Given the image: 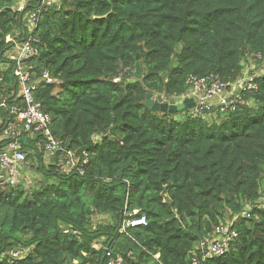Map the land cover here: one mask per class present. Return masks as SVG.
<instances>
[{"label":"trees","instance_id":"obj_1","mask_svg":"<svg viewBox=\"0 0 264 264\" xmlns=\"http://www.w3.org/2000/svg\"><path fill=\"white\" fill-rule=\"evenodd\" d=\"M40 6L0 0V151L11 140L5 127L16 125L22 171L60 182L35 178L27 190L0 167V264H107L108 252L123 264H190L193 251L201 264H264V206L235 221L238 235L223 255L204 259L197 249L248 202H264V75L244 105L210 117L195 106L155 111L146 98H179L190 75L229 83L246 65L263 66L264 0H59L38 13ZM30 39L36 52L22 66L37 82L34 98L84 175L61 168L64 152L45 166V137L18 120L27 103L7 52ZM136 210L147 223L119 233ZM26 248L13 263L3 256Z\"/></svg>","mask_w":264,"mask_h":264},{"label":"built area","instance_id":"obj_2","mask_svg":"<svg viewBox=\"0 0 264 264\" xmlns=\"http://www.w3.org/2000/svg\"><path fill=\"white\" fill-rule=\"evenodd\" d=\"M44 7L59 4V0H42ZM23 7V5H22ZM42 6L38 7L37 12L41 13ZM21 9V7L19 8ZM34 20H37L38 15L32 14ZM36 27V26H35ZM33 43L30 40L26 41L18 50V55L14 58L17 62L15 68V74L20 77L22 84V96L24 97L27 107L25 109H17L18 120L23 125V128L29 132L40 133L45 139V151L49 155L64 152V156L59 161L61 162V168L65 172L74 171L76 168L80 172V175L85 174V169L79 167L77 161L73 156V152L63 144L62 140L57 139L51 129V116L42 109L40 102H37L34 98L33 91L37 88V83L31 81V74L28 70H24L22 66V58L30 54L35 53ZM261 56V55H259ZM254 64L250 69H247L244 76L240 77L234 82H225L219 75L211 74L208 76L198 77L196 75H190L188 77L189 88L188 91L182 94L179 98L168 97L170 101H184L186 99H192L195 103V112L198 114H205V112L216 109L223 113L230 112L236 109L239 105H244L248 101L247 93L253 94L258 89L257 77L264 75V65L257 66ZM48 82H52V78L48 75L45 76ZM120 77L115 78V81H119ZM3 103L0 104V107ZM4 133L11 138L9 143L4 149L0 151V167L5 170L8 179L12 180L18 175L19 170L26 164L27 157L24 151H19L20 142L19 136L22 135V131L17 128L16 125H7L4 129ZM88 162L84 160V164ZM264 206L261 202L250 201L247 203L243 215H250V210L253 207ZM136 211L132 214H126V217L122 220L119 233H129L130 227H136L145 225L147 218L144 215L134 216ZM238 218V215L234 216V219L227 224H220L215 229V234L211 238L202 240L197 244V249L203 254L204 259H208L214 256H220L224 254L230 246L231 241L238 235L236 229L232 228L234 221ZM26 249L13 251V255L23 256L26 254ZM199 253L193 251L190 264H201L198 258ZM108 264H123V259L120 257H113L111 252L107 253Z\"/></svg>","mask_w":264,"mask_h":264},{"label":"rangeland","instance_id":"obj_3","mask_svg":"<svg viewBox=\"0 0 264 264\" xmlns=\"http://www.w3.org/2000/svg\"><path fill=\"white\" fill-rule=\"evenodd\" d=\"M21 3H23L22 5H24V3H26V1H21ZM22 5H21V9L23 8L22 7ZM11 38H10V36L8 37V40H10ZM19 49V48H18ZM12 52V51H11ZM11 52H7V54L8 55H11V58L12 59H14L17 55H18V51L15 53V55H13V54H11ZM251 66L252 65H246V70L247 69H250L251 68ZM157 96V95H156ZM155 97V96H154ZM157 98V97H156ZM157 100L158 101H162V99H158L157 98ZM164 101H168L167 99H164ZM170 103H174V102H172V101H169ZM177 103H182V101H179V102H177ZM177 103H175V104H177ZM177 116V118H181L182 117V114H180V113H177L176 114ZM209 115L210 114H203V116L204 117H209ZM45 158H44V160L43 161H45V166H48V163H47V161H46V158L47 157H49L50 155L48 154V153H46L45 155ZM88 163V162H87ZM86 163V164H87ZM85 164V165H86ZM4 171V173H2V174H6V172H5V170H3ZM35 178H38L39 180H41V179H46V180H48L50 183H59L60 182V178L58 177V176H55V175H53V176H47V174L46 173H42V172H35V171H32V170H30V171H22V170H19V173H18V175H16L15 176V179L14 180H17L18 182L19 181H22L23 182V185H24V187H25V189H27V190H29L30 189V187H31V183H33V181H34V179ZM11 179V178H10ZM33 188H34V186H33ZM138 212V210H136V213ZM106 217H98L97 219L96 218H94V219H96V220H100V219H105Z\"/></svg>","mask_w":264,"mask_h":264},{"label":"water","instance_id":"obj_4","mask_svg":"<svg viewBox=\"0 0 264 264\" xmlns=\"http://www.w3.org/2000/svg\"><path fill=\"white\" fill-rule=\"evenodd\" d=\"M139 58L140 56L137 55V63H136V71H135L136 76H139L141 73V64H140ZM146 98H147L148 106H150V108L155 111H163V112L178 111V110L184 109L185 107L191 108L195 105V103L191 99H186L184 100L183 103H177V104H170L168 102H160L153 98L152 93H147Z\"/></svg>","mask_w":264,"mask_h":264},{"label":"clouds","instance_id":"obj_5","mask_svg":"<svg viewBox=\"0 0 264 264\" xmlns=\"http://www.w3.org/2000/svg\"><path fill=\"white\" fill-rule=\"evenodd\" d=\"M115 80V79H114ZM47 81V80H46ZM35 82V81H34ZM48 82V81H47ZM37 83V82H36ZM49 83V82H48ZM153 98H154V96H153ZM155 100H157V98H154ZM165 99H167L168 101H164V100H162V101H160V102H168V103H170L169 101V99L168 98H165ZM192 100V99H191ZM193 101V100H192ZM172 102H174V103H170V104H175V103H177V102H175V101H172ZM184 101H182V103H183ZM194 102V101H193ZM195 106V105H194ZM206 114H210L209 115V117L210 116H212V113H211V111H208V112H205ZM227 113V112H226ZM203 115V114H202ZM51 156V155H50ZM22 169H23V167H22ZM21 169V170H22ZM68 173V172H67ZM5 176H4V179L6 180V181H10V182H12V183H17L18 181L17 180H12V179H8V176L6 175V174H4ZM84 175V174H83ZM254 202H261V201H254ZM261 203H263L264 204V202H261ZM246 206H247V204L245 205V207H244V209L240 212V213H237V214H235V215H238V218L240 217V216H247V215H243V211L245 210V208H246ZM262 207V206H261ZM254 208H260V207H253L251 210H250V212L254 209ZM234 215V216H235ZM251 215V214H250ZM249 215V216H250ZM249 216H247V217H249ZM237 218V219H238ZM234 219V217L231 219V220H233ZM236 219V220H237ZM230 220V221H231ZM235 220V221H236ZM230 221H225L224 223H222V224H227L228 222H230ZM235 221H234V223H235ZM234 223H233V225H234ZM233 225H232V228H233ZM216 229V228H215ZM235 229V228H234ZM214 234H215V230H214ZM26 252H28V250H29V248H26ZM11 251H9V252H7V253H3V256H6L7 258H8V260L11 262V263H13V262H15V261H17L18 259H21V258H23V257H25L26 255H28V253H26L25 255H23V256H18V257H16V256H14L13 255V253H10ZM192 255H193V253H192ZM223 255V254H222ZM191 258H192V256H191ZM107 264H108V256H107Z\"/></svg>","mask_w":264,"mask_h":264},{"label":"crops","instance_id":"obj_6","mask_svg":"<svg viewBox=\"0 0 264 264\" xmlns=\"http://www.w3.org/2000/svg\"><path fill=\"white\" fill-rule=\"evenodd\" d=\"M47 163H49L50 161H53V155L49 156L46 158Z\"/></svg>","mask_w":264,"mask_h":264}]
</instances>
